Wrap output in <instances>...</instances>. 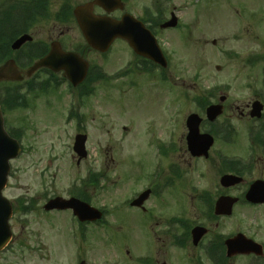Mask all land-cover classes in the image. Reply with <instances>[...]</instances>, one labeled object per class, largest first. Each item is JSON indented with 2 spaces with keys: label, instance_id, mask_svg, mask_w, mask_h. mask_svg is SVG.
<instances>
[{
  "label": "rangeland",
  "instance_id": "374dc122",
  "mask_svg": "<svg viewBox=\"0 0 264 264\" xmlns=\"http://www.w3.org/2000/svg\"><path fill=\"white\" fill-rule=\"evenodd\" d=\"M172 5L180 10L182 24L178 31L159 30L169 64L165 70H142L126 48L113 47L103 60L87 53L106 77L82 97L66 83L27 96L19 91L23 97L18 103L25 100L28 106L5 113L8 126L22 129L23 148L10 162L3 189L14 206L13 237L0 252V264H79L81 259L86 264H134L135 256L147 254L149 241L142 213L129 206L133 197L151 188L145 207L198 222L194 195L186 187L214 191L222 167L220 150L231 157L246 154L245 138L238 135L228 143L216 139L206 159L192 157L185 120L193 113L204 117L197 100L218 89L228 94L230 105L242 106L248 99L246 74L257 81L264 63L252 70L243 58L260 51L264 42V0H175L165 6ZM69 33L79 41L76 29ZM5 87L0 85V92ZM78 132L87 134V157L76 164L72 144ZM176 172L184 175L181 183L173 182ZM90 175L101 177L97 185L82 184ZM78 193L105 211L101 222L82 226L70 210L42 209L54 195ZM20 197L26 210L16 203ZM233 214L224 223L232 227L225 226L222 233L243 228L264 242V209L237 208Z\"/></svg>",
  "mask_w": 264,
  "mask_h": 264
},
{
  "label": "flooded vegetation",
  "instance_id": "af4514ba",
  "mask_svg": "<svg viewBox=\"0 0 264 264\" xmlns=\"http://www.w3.org/2000/svg\"><path fill=\"white\" fill-rule=\"evenodd\" d=\"M174 2L175 0H0V73L2 76L0 83L16 85L20 90L25 91L30 85L36 87L45 85L46 90L54 89L59 81L69 86L63 71L55 72L50 67L40 66L36 71L28 73L31 66L37 60L47 56L53 48H61L63 52L72 51L88 62L85 80L74 87L76 90L88 89L103 80L104 68L99 63L91 62L87 53L92 52L103 60L113 47L118 50L126 48L128 54L135 57L136 66L142 65L140 68L153 66L154 63L148 58L134 53L125 38L114 37L108 49L102 52L89 46L74 10L78 6H84L87 11L90 9L95 15H105L111 20L117 21L124 17L132 22L126 27L128 31L136 30L142 33L148 30L158 39L159 30L175 31L182 24L180 10H177L176 5L170 8L165 6L167 3ZM105 7L108 10H105ZM173 14L177 19V27L163 28L162 24ZM236 17L241 21L240 11L237 12ZM123 28L125 29V25ZM71 29H76L80 36L79 41L76 39L77 36L69 33ZM24 35L26 37L24 42L18 47H13L14 42ZM256 37L261 36L256 34ZM259 47L260 51L247 53L243 58L245 67L247 66L248 69L264 63V42L259 43ZM156 66L159 67V65ZM90 78L92 83L89 82ZM246 82L250 95L242 106L227 103L229 96L224 94L222 89H218L209 96L208 101L211 102L202 100L198 103L204 116L201 117L200 124V128L204 130L201 129V131L211 134L214 142L216 139H221L224 143H228L237 140L238 135L244 136L246 141L244 156L232 154L235 156L230 158L231 156H228L230 154L226 155L224 150H220L218 155L223 166L219 171L220 176L229 173L241 176L240 183L229 185V187L219 183L214 191L209 186L186 187V191L194 195L195 205L201 218L192 226L200 224L207 228V232L196 245L191 239L192 226L185 229L180 216H162L157 210L158 207L149 208L145 205L142 208L133 207L142 213L140 219L143 223L141 224L149 241L147 254L142 259L138 257L134 259L136 260L134 264H184L185 262L188 264H264V242L258 240L255 235L249 234L243 228L231 229L226 234L222 233L225 226L232 227L229 223L224 226V223L234 217L233 213L237 208L257 211L258 208L264 209V199L252 203L245 199L246 191L255 180L264 181V65L258 68L257 81H252V74L249 73L246 74ZM221 97H224L222 113L216 120H208L205 117L206 105L218 103ZM255 102L261 105L259 116L252 115ZM176 174L173 176V182L181 183L184 175L178 172ZM155 193V197L159 198L158 192L155 191ZM230 195L237 197V201L233 203L231 215L215 213L216 200ZM263 197L264 192L260 191L259 198ZM236 234H242L257 241L260 244L259 253L236 252L229 255L226 240ZM185 255L187 257H184Z\"/></svg>",
  "mask_w": 264,
  "mask_h": 264
},
{
  "label": "water",
  "instance_id": "95a60500",
  "mask_svg": "<svg viewBox=\"0 0 264 264\" xmlns=\"http://www.w3.org/2000/svg\"><path fill=\"white\" fill-rule=\"evenodd\" d=\"M86 11L82 9L80 10L78 9V11H76V13L78 14L77 17L79 18V21L82 24L83 28L87 27V23L85 22L84 17H81V16L83 15V12H86ZM91 18H94V17H91ZM97 19L98 18L95 17V19H93L91 22L93 24L97 22L98 24L97 23L96 24L99 25V28L101 30H104L103 32L106 33L105 34L106 37L108 39H111L112 35L109 31L110 25L102 21L103 24L100 26V23ZM167 25L174 26L175 19L164 24V26H167ZM86 36L88 40L89 39L92 40L90 44L95 45L99 48H102V45H101L102 43L95 41L94 33L93 34L90 33L89 36L88 35ZM128 38H129L130 43H132V45L134 46V48L138 52H140V50L138 49V45L134 43L136 36L128 34ZM25 39H26L25 35L22 38H19L18 40L14 42L13 47H18L21 43L24 42ZM140 53H142L145 56L151 57L156 62H160L161 64L166 65L164 63L162 54L159 52L158 49L152 50L146 53L144 52H140ZM69 54H61L58 51V49L55 48L52 51V53H50V55H47V57H45L41 61L36 62V64L32 67L31 71H33L40 65H44L47 67L49 66L54 70H59V68H64L67 74L70 76L71 73L73 72L72 64L74 63V60L72 58L68 59L67 56ZM54 56H62L64 57L65 60L68 59V66L63 63H59L57 65L56 62L54 61V58H53ZM72 56L74 57L75 60H78V57H76L75 55H72ZM84 69L85 67L82 69L81 74L79 75V78H77L78 80L74 81V84L81 82ZM0 77H1V73H0ZM221 100H223V97L221 98ZM259 110H260V106L254 105L252 115L259 116ZM220 113H221V106L217 104L210 105L207 108V117H209L212 120L215 119L216 116ZM200 122H201V118H199L197 114L195 113L187 117L186 125H187V129L189 130L186 136L187 147L193 156L206 157L208 155V148L213 143V139L208 133H200V130L198 129ZM2 123H3V120H2V115L0 112V249H2V247L5 246L6 243L11 238L10 236L11 230H10V226L8 225V221L10 219L11 211H12L11 203L3 196V193H1V191L7 183L6 179H7V175L9 172V159L16 157L18 153L20 152L18 142L12 137L8 136V134L4 130V127L2 126ZM86 138H87L86 134L84 135L77 134L75 136V139L73 142V145H74L73 149L76 152V154L79 156L78 162L81 160V158H85L86 156V149L84 145ZM239 181H240V178L232 174L223 175L220 178V183H222V185L225 187H229V185L239 183ZM260 191L264 192V181H256L252 183V186L247 192L248 193L246 196L247 200L251 202L252 201L253 202L263 201L264 197L259 198ZM148 193H149L148 190L142 192L141 195L137 197V199L131 202V204L136 205V206H141L142 202L147 198ZM235 201H236V198H233V197H227V196L220 197L215 204L216 213L217 214L223 213L227 215L231 214L232 204ZM67 208L71 209L74 215L77 216V218L80 221H87V220L95 221V220H98L102 215V212L100 210L95 209L88 202L86 203L85 201L80 200L77 197L62 198L60 196H55L52 199L47 200L44 205V209L46 210H54V209L65 210ZM205 232H206V229L201 226L193 227L192 239H193L194 244H197L199 242L200 238ZM238 237L239 238H237L236 240H232V242H227V246L229 249V252H228L229 255H232V253H236V251H240V252L247 251V248H242L240 246L242 239L243 241L250 243V245L255 244L252 240L250 239L247 240L242 235H238ZM243 244L244 246H247L244 242ZM251 248H253L252 245H251ZM254 249H257V248H254ZM81 264H85V263L82 261Z\"/></svg>",
  "mask_w": 264,
  "mask_h": 264
},
{
  "label": "trees",
  "instance_id": "16d2710c",
  "mask_svg": "<svg viewBox=\"0 0 264 264\" xmlns=\"http://www.w3.org/2000/svg\"><path fill=\"white\" fill-rule=\"evenodd\" d=\"M100 179V177L99 176H89L88 177V179H86V181H84L82 184H85L86 185V183H88L90 186H92V185H95L97 182H98V180ZM81 194H83L82 192H80ZM80 193H78L77 194V196L78 197H80L81 199H83V200H88L87 198H84ZM89 201V200H88Z\"/></svg>",
  "mask_w": 264,
  "mask_h": 264
}]
</instances>
